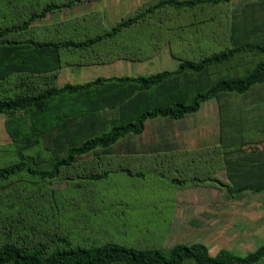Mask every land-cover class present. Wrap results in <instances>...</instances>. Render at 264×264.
I'll list each match as a JSON object with an SVG mask.
<instances>
[{
	"label": "rangeland",
	"instance_id": "obj_1",
	"mask_svg": "<svg viewBox=\"0 0 264 264\" xmlns=\"http://www.w3.org/2000/svg\"><path fill=\"white\" fill-rule=\"evenodd\" d=\"M47 1L61 0H0V26L21 21ZM156 1L136 5L128 0H85L49 13L16 36L23 40H78L84 34L111 27ZM116 7L121 11L130 9L122 14L106 13V9ZM84 16L83 26L91 27L88 32L79 25L78 17ZM241 41H264V0H232L181 11L167 8L107 46L87 52H60L56 83L83 82L93 79L100 70L107 71V76L148 75L170 69L179 59H199ZM48 56L46 53L43 57ZM260 59L262 56L242 54L228 66L211 69V79L245 73ZM6 87L14 88L13 84ZM103 91L98 104L78 98V110L83 112H78L73 121L67 120L60 132L55 129L44 133L41 144L26 149L25 155H40L38 164L47 167L67 145L127 120L138 109L157 101L154 95L129 87H106L90 97L95 100ZM225 111L263 119L264 84L245 96L228 94L210 100L197 113L180 121L149 120L142 135L128 136L106 153L99 150L82 157L69 170L74 176L108 169L111 173L105 180H66L60 176L39 181L21 174L0 183V200H4L0 203V242L10 237L5 232L11 230L14 240L21 242L53 243L60 233L75 244L87 246L117 242L136 248L168 249L176 243L203 242L213 255L222 248L241 254L255 250L264 243V193L248 191L241 197H231L225 188L211 181L218 178L234 187L241 176L234 175L233 163L228 162L226 168L217 156L221 112ZM6 120L0 115V166L18 160ZM24 127L29 134L27 120ZM231 127L233 131V124ZM241 164L250 166L249 161L237 165ZM119 166L143 176L129 177L118 171ZM193 178L205 182L190 183ZM173 179H187L188 183L176 186L171 183ZM19 194L26 201L18 199ZM8 204L15 205L14 216L6 212ZM20 207L26 213H17ZM21 218L23 224L18 226ZM24 225L27 227L23 229Z\"/></svg>",
	"mask_w": 264,
	"mask_h": 264
},
{
	"label": "trees",
	"instance_id": "obj_2",
	"mask_svg": "<svg viewBox=\"0 0 264 264\" xmlns=\"http://www.w3.org/2000/svg\"><path fill=\"white\" fill-rule=\"evenodd\" d=\"M83 1L85 0L47 1L21 21L0 26V115L7 117L6 125L13 139L14 154L18 157V160L0 166V183L8 182L21 174L37 178L39 181L60 176L66 180L74 177L93 182L105 180L111 173L108 169L90 170L83 175L74 176L69 174V170L75 168L82 157L99 150L106 153L126 137L142 135L149 120L160 118L179 121L197 113L202 105L210 100L220 99L228 94L245 96L255 87L264 84V41H241L199 59H179L178 67L172 71L162 70L137 76L98 77L84 83L68 82L59 86L56 83L57 70L61 66L62 51L87 52L107 46L127 30L135 28L151 15L167 8L181 11L206 5L226 4L232 0H157L111 27L94 34H84V38L78 40L73 38L23 40L16 36L28 31L35 21L45 18L49 13L74 7ZM85 19L86 16L78 17L79 25L87 29L82 24ZM97 25L99 24L94 26ZM90 28L85 32L90 31ZM46 53L49 56L44 58ZM242 54L262 56V59L245 73L222 74L211 79V69L228 66ZM11 84L14 88L6 87ZM41 84L44 86L41 87ZM110 86L129 87L141 94L154 95L157 101L138 109L127 120L115 122L106 129L91 133L79 143L67 145L62 155L56 156L47 167L38 164L40 155L33 158L25 155L26 149L41 144L44 133L55 129L60 132L61 126H65L67 120L73 121L78 116V112H83V109L78 110V98H84L85 103L98 104L104 91L94 98L95 100L90 95ZM163 98L165 100L159 101ZM263 119L253 115L247 117L236 111L234 115L228 111L221 112V134L217 156L226 168L228 162L233 163L234 175L241 176L234 187L219 181L218 178L211 181L225 188L231 197H241L248 191L264 193V151L248 153L243 149L247 143L264 141ZM26 120L29 134L25 132ZM232 124L233 131H231ZM243 161H249L250 166L237 165ZM118 171L129 177L143 176L141 172H133L128 167L119 166ZM206 180L210 181V179ZM200 181L203 180L193 178L190 183ZM171 183L183 186L188 180L173 179ZM18 197L26 201L23 195L19 194ZM2 201L0 200V203ZM1 205L0 214H2ZM14 208V204H8L6 212L14 216L16 214L12 212ZM16 212L26 213V209L20 207ZM22 224L23 218L18 219L17 225ZM26 227L27 225H24L23 229ZM5 233L10 237L0 242V264H260L264 262V243L246 254L222 248L213 255L208 245L203 242L176 243L168 249L158 246L136 248L117 242L87 246L75 244L60 233H57L56 242L53 243L43 240L21 242L14 240L11 230Z\"/></svg>",
	"mask_w": 264,
	"mask_h": 264
},
{
	"label": "crops",
	"instance_id": "obj_3",
	"mask_svg": "<svg viewBox=\"0 0 264 264\" xmlns=\"http://www.w3.org/2000/svg\"><path fill=\"white\" fill-rule=\"evenodd\" d=\"M128 1H130V3L129 4H131V2L132 3H136V5H138V4H140L141 2L143 3L144 1H146V0H135L134 2L132 1V0H128ZM127 9H130V8H124L123 9V11H121V9H118L117 7L114 9V8H112V9H106V13L108 14H122L124 11H126ZM109 16V15H108ZM178 62H176V64H174V66L173 67H171L170 69H168V70H170V71H172V70H175L177 67H178ZM158 72V71H157ZM105 73H108L107 71H104V70H100L99 71V73H97V74H95L94 75V77H93V79L91 78V79H89V80H86V81H83V82H78V81H76V82H73V84H78V83H84V82H87V81H91V80H94V79H96V78H98V77H113V76H118V75H111V74H108V76H107V74L105 75ZM127 75H129V76H137V75H141V74H127ZM122 76H124V75H122ZM77 78H78V71H77ZM78 80V79H77ZM65 83H68V82H63L62 84H58L59 86H62L63 84H65ZM72 83V82H71ZM209 102V101H208ZM208 102H206V103H204L203 105H202V107L203 106H205ZM201 107V108H202ZM201 110V109H200ZM191 115H193V114H191ZM191 115H188V116H191ZM186 118V117H185ZM184 118V119H185ZM183 120V119H182ZM180 121V120H179ZM220 134H221V131H219V142H218V145H220ZM197 224H200V222H196Z\"/></svg>",
	"mask_w": 264,
	"mask_h": 264
},
{
	"label": "built area",
	"instance_id": "obj_4",
	"mask_svg": "<svg viewBox=\"0 0 264 264\" xmlns=\"http://www.w3.org/2000/svg\"><path fill=\"white\" fill-rule=\"evenodd\" d=\"M243 149L248 153L264 151V141L247 143L243 146Z\"/></svg>",
	"mask_w": 264,
	"mask_h": 264
}]
</instances>
